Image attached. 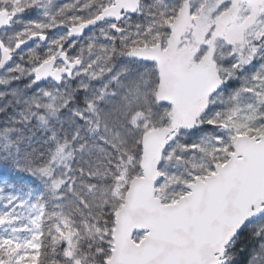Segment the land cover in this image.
I'll list each match as a JSON object with an SVG mask.
<instances>
[{"label": "snow or ice", "instance_id": "6c2138e0", "mask_svg": "<svg viewBox=\"0 0 264 264\" xmlns=\"http://www.w3.org/2000/svg\"><path fill=\"white\" fill-rule=\"evenodd\" d=\"M0 264H264V0H0Z\"/></svg>", "mask_w": 264, "mask_h": 264}]
</instances>
